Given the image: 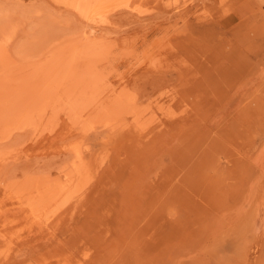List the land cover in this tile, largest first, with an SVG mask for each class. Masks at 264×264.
I'll return each instance as SVG.
<instances>
[{"label": "rangeland", "instance_id": "1", "mask_svg": "<svg viewBox=\"0 0 264 264\" xmlns=\"http://www.w3.org/2000/svg\"><path fill=\"white\" fill-rule=\"evenodd\" d=\"M133 4L88 18L75 0H0L15 74L95 40L84 95L145 112L110 129L65 84L37 121L0 116V264H264V0Z\"/></svg>", "mask_w": 264, "mask_h": 264}, {"label": "bare ground", "instance_id": "2", "mask_svg": "<svg viewBox=\"0 0 264 264\" xmlns=\"http://www.w3.org/2000/svg\"><path fill=\"white\" fill-rule=\"evenodd\" d=\"M75 1L77 3L78 11H80V13L82 15H85L86 17L91 18L92 14H94V15L101 14V16L99 15L100 17H105L106 13H104L105 12L104 10H107L106 7L109 4H111V3H112V6L119 7L121 5H128V4L129 5H134L133 3L135 1H137V0H75ZM6 47L7 46L5 44H3L2 42L0 43V60L3 61L4 64H6L7 62H9L11 64L5 70L7 72V74L0 76V109H1L0 111L1 112L3 111V114L0 113V116H2V118H3V123H4L5 120H6V122H7V120H8V122H9V120H14V122H15V119L19 118V117L23 118V119L24 118H28V119L33 118L34 119L35 118L34 113H33L35 111L34 107L36 105H38V107H39L40 103L42 105H44V106L50 105L49 102H48V99H50V97H52L54 94L56 96H58V94L60 93V92L57 93L58 90H60V88L63 85H65V84H66L65 85L66 86L65 89L67 90L66 94L68 95V97H69V95H74L75 96V93H78V92H79V94L83 93V95H84V92H86L88 90V88L90 90V87H91L90 84L97 83V81H100L98 79L100 76L98 77L99 74H97V72H96V69H97L96 67H95L96 69L94 68L95 70L91 69V68L90 69L88 68L89 67V63H88V66L86 67V71H84L82 66L85 63L87 64V61H90V60H91L90 62L95 61L96 59L99 58V56L101 55L102 52L106 51L105 46L103 44L99 43V45H97L95 40L91 43L90 39H85V41H83L82 38H81V41H78V44L75 45V43H74V46H72L70 48L68 47L67 50L64 49L63 51L58 53L55 58L53 57L54 59H52V61L50 60L51 62L49 61L50 63L46 64L47 65L46 67L43 66L45 63L41 64L43 67H39V68L37 67L35 70L33 69L32 72L30 71V73L26 75V74H23L24 72L15 74V71L19 70V67H17V61H15V59H13V62H11V59L13 58L12 56H10L12 58L9 59L10 57H8V56L10 54L8 53V49ZM108 49H110V48H108ZM14 61H15V63H14ZM86 64H85V66H86ZM93 64H94V62H93ZM0 67H2V66H0ZM23 71H24V69H23ZM0 72H1V70H0ZM92 87H94V85ZM62 88L64 89V86ZM62 92H63V90H62ZM62 96H64V94ZM80 96L82 98V95H80ZM84 96L87 97V95H84ZM65 97H66V95H65ZM54 99H58V98H54ZM89 99L90 98H88V100H86L87 101L86 103H83V107H84V105H86V106L88 105V107L92 108V110H93L96 106H98L97 108H104L105 109L104 113H108L110 115L112 114L113 118H114V116L117 117V121H114V122H112L113 120H111L109 118L110 119L109 121L111 122L109 124V126L111 127V128L109 127L110 129H113V128L117 129L118 128L119 129L118 131H121L126 126V125L122 124V121L125 119V115L128 112H131L133 114L134 119H135V121L137 123H139L141 121V119H142L141 115H142L143 112H140V110L138 108H136L135 106L129 107L127 110H123L124 109V105H122V104H123L124 100L126 99L125 96L116 95L113 100H110V102H111V106L110 107H107V104H108L109 100L107 101V103L104 104L105 101L104 100L102 101V98H101L100 95L95 97V98H93L92 100H89ZM77 101H78V99H77ZM66 103H67V101H66ZM125 104H126V102H125ZM42 105L40 107H42ZM68 105H69V103H68ZM68 105H66V106H68ZM73 105H74V103H73ZM53 106L54 105H52L51 108H52V111L55 112V113L54 112L53 113L56 115V110H54ZM58 106H56V107H58ZM60 106H61V104H60ZM66 106H65V110H67ZM79 106L81 108V104ZM40 107H39V109H40ZM57 109L59 110L60 108H57ZM73 109H76V108L73 107ZM85 109L86 108L84 107L83 111ZM111 109H113V110H111ZM44 110L45 109L43 108L41 111L46 113ZM38 111H39L40 114H42L40 112V110H38ZM78 111H80V109ZM77 113L79 114V112H77ZM48 114H51V113H48ZM36 115H37V111H36ZM72 115H74V114H72ZM71 116H70V119L72 118ZM38 117H39V114H38ZM76 117L78 118L79 116L77 115ZM80 117L82 118V115ZM36 118H35V120H36ZM46 118L48 119V116ZM21 120H18V122H17L18 124L17 125H19V123H21ZM71 120H73V119H71ZM103 120H105V118ZM115 120H116V118H115ZM1 121H2V119H1ZM25 121L27 122L28 120H25ZM32 121H34V120H32ZM36 121H34L35 124H36ZM107 121H108V117H107ZM41 123H42V121H41ZM43 123L41 125L45 126L46 122L44 124ZM12 124L13 123L11 121V126H12ZM25 124L24 125L21 124V125L25 126ZM46 124H48V123H46ZM7 126H8V124H7ZM38 126H40V125H38ZM38 126H36V127H38ZM139 127H141V126L139 125ZM54 128L52 126V129H54ZM47 129H49V127ZM142 129H145V127H143ZM41 130H42V128H41ZM41 130H40V133L42 132ZM9 133H10V131H9ZM9 133H8V135H9ZM6 135L7 134H5V136ZM80 162H81V160H80ZM85 163H86V161H85ZM73 167L76 168L75 165ZM78 168L79 167H77V169ZM72 172H73V174L75 173V171H72ZM81 173L82 172H80V174ZM29 184L30 185L27 184L28 186H26V188H24V189H28L27 190L28 193H32L33 192L32 190L36 189L39 186L37 181H35V180L32 181ZM51 184H53V185H51ZM51 184L49 185V187L52 188V189H47V187H46L47 184L45 186L46 188L42 189V191H41V189H39L41 191V195H37V196L38 197L41 196L42 200L40 199V202H42L43 205L47 201H49L51 197H55L54 196L55 195L54 191H56L55 187H56V185H58V183L56 182V183H51ZM60 185H61V183H60ZM29 186H31V187H29ZM38 188H40V187H38ZM61 188H62V190L65 189L64 186H62ZM24 189H22V190H24ZM24 191L23 192L21 191V194H24ZM35 195H33L34 198L37 197ZM36 200H39V199L37 198ZM36 200H32V201L35 202ZM27 201H28V199H27ZM43 205L41 207L45 206V205L44 206ZM38 209H39V207H38ZM47 211L49 212L50 209H47Z\"/></svg>", "mask_w": 264, "mask_h": 264}]
</instances>
